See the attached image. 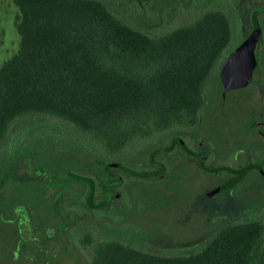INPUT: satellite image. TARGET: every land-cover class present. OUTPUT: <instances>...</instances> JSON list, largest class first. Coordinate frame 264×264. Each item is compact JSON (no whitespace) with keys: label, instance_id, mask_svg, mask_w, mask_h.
Returning <instances> with one entry per match:
<instances>
[{"label":"trees","instance_id":"16d2710c","mask_svg":"<svg viewBox=\"0 0 264 264\" xmlns=\"http://www.w3.org/2000/svg\"><path fill=\"white\" fill-rule=\"evenodd\" d=\"M186 1L13 0L19 43L0 64V191L6 179H19L14 165L22 155H35L46 141L67 162L68 175L54 177L65 182L58 196V264L70 248L86 264H264L262 220L192 237L199 243L183 251L168 249L181 237L155 241L135 226L84 220L80 174L90 165L99 175L106 165L86 149L114 155L132 139L194 118L223 44L214 38L237 34L233 9L228 15L214 0ZM194 8L189 22L164 29V21ZM69 181L78 196L72 216L63 196Z\"/></svg>","mask_w":264,"mask_h":264},{"label":"flooded vegetation","instance_id":"af4514ba","mask_svg":"<svg viewBox=\"0 0 264 264\" xmlns=\"http://www.w3.org/2000/svg\"><path fill=\"white\" fill-rule=\"evenodd\" d=\"M232 9L237 34L214 38L223 44L205 80L197 115L165 127L160 138L152 137L159 133L154 132L130 140L117 152L121 158H100L106 165L99 175L86 165L80 174L89 178L82 184L85 221L135 226L140 216L163 209L171 216L165 235L195 238L231 222L264 218V204L250 202L264 199V0H232ZM253 17L261 35L251 78L244 86L225 89L220 70L252 30ZM255 95L259 104L246 105ZM141 138L142 147L126 152ZM15 165L19 179H6L0 191L5 193L0 199V264H58V196L65 182L41 172L68 171L46 170L28 153ZM67 183L71 186L63 196L71 202L66 207L72 216L78 196L74 182ZM191 240L198 244L200 239ZM182 243L180 238L171 245Z\"/></svg>","mask_w":264,"mask_h":264},{"label":"rangeland","instance_id":"374dc122","mask_svg":"<svg viewBox=\"0 0 264 264\" xmlns=\"http://www.w3.org/2000/svg\"><path fill=\"white\" fill-rule=\"evenodd\" d=\"M157 1V0H155ZM239 1V0H238ZM160 2V1H158ZM183 6L186 5L187 1L182 0ZM157 6L154 9H159L158 4L155 3ZM212 6L214 8H219L220 10L226 12L228 15H230L232 10V0H214V3H212ZM199 10V9H198ZM18 7L14 4L13 0H0V64L7 58H9L18 48L19 43V35L15 29L14 25V19L15 16L18 13ZM156 11V10H155ZM195 8L191 11H183L180 12L175 18L172 19V21H164L165 24L164 29H169L176 25H183L187 22H189L196 14ZM171 16V11L168 10L167 15L165 18H169ZM129 21V18L127 19ZM259 95V94H257ZM253 96V99L246 102V105H255L256 102L259 104V98L258 96ZM51 123H56L57 121L54 119L49 120ZM154 138H160L162 137V132L155 133L152 135ZM42 141V140H41ZM45 141V140H43ZM88 142H84L86 145H89ZM38 145H41V143H38ZM144 145V139H139L137 142H132L131 144L127 145L125 147V150H131L135 148H140ZM45 148H40L38 152L34 155V161L41 165L42 168L49 170V171H57L62 170L65 165H67L66 161H64L63 158H60L57 156L56 152L49 147L48 142L46 141L43 145ZM86 153L88 155H93L99 158H106V157H112V158H121L123 157L121 154H114V155H107V153L104 150L99 149L98 151H91L89 148L86 149ZM18 166L14 165V173L19 174ZM257 190V188L255 189ZM5 194V193H4ZM0 192V199H2L1 196L4 195ZM250 202L252 205L259 206L261 204H264V199H250ZM264 220V218H262ZM171 222V216L167 215V212H164L163 209L150 211L146 215L140 216L135 227L138 229L139 234L144 235L146 237H149L151 240H157L160 241L162 239L160 236L163 235L164 231H167L168 224ZM264 222V221H263ZM65 236V235H64ZM190 235L181 236L184 237V239H189L185 242H183L181 245H170L168 249L175 251H183L187 248H191L196 246L197 244L194 240H191L192 238L189 237ZM173 238V237H172ZM158 246V245H157ZM61 245L59 246V248ZM65 255H69L66 257L61 258L60 264H86L84 258L77 252L76 249H67L66 252H64ZM60 254V252H59Z\"/></svg>","mask_w":264,"mask_h":264},{"label":"water","instance_id":"95a60500","mask_svg":"<svg viewBox=\"0 0 264 264\" xmlns=\"http://www.w3.org/2000/svg\"><path fill=\"white\" fill-rule=\"evenodd\" d=\"M252 20V30L246 39L236 48V50L230 53L220 70V78L225 89L244 86L251 78L253 68L256 64L254 48L261 35V26L258 19L253 17ZM41 174L47 177H60L68 175L66 172H41ZM83 178L89 179L87 177Z\"/></svg>","mask_w":264,"mask_h":264}]
</instances>
